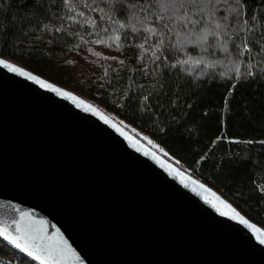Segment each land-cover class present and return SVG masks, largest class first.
<instances>
[{
  "label": "water",
  "instance_id": "water-1",
  "mask_svg": "<svg viewBox=\"0 0 264 264\" xmlns=\"http://www.w3.org/2000/svg\"><path fill=\"white\" fill-rule=\"evenodd\" d=\"M0 59L43 81L0 65V228L14 233L17 220L66 243L64 264H264V229L223 196L71 91Z\"/></svg>",
  "mask_w": 264,
  "mask_h": 264
},
{
  "label": "trees",
  "instance_id": "trees-1",
  "mask_svg": "<svg viewBox=\"0 0 264 264\" xmlns=\"http://www.w3.org/2000/svg\"><path fill=\"white\" fill-rule=\"evenodd\" d=\"M74 4L80 10V0ZM247 7L264 15V0H247ZM68 15L62 0H0V56L148 131L174 165L212 184L264 228V63L256 67L264 57L255 46L245 64L231 43L228 54L219 43L208 52L190 43L166 52L169 59L157 68L148 55L139 59L143 37L130 30H121L120 48L105 39L77 49V34L93 39L85 35L92 29L70 24ZM145 64L147 75L140 71ZM249 68L257 75H247ZM0 264L40 262L0 238Z\"/></svg>",
  "mask_w": 264,
  "mask_h": 264
},
{
  "label": "snow or ice",
  "instance_id": "snow-or-ice-1",
  "mask_svg": "<svg viewBox=\"0 0 264 264\" xmlns=\"http://www.w3.org/2000/svg\"><path fill=\"white\" fill-rule=\"evenodd\" d=\"M62 3L71 13L63 19L69 21L70 24L87 25L92 29V31H87L85 35L93 37V39L86 40L84 36L77 34L80 40L79 44L74 45L77 49H81L82 45H101L105 39L112 41L117 48H120L119 42L125 38L122 37L121 30H130L132 33L141 34L143 37L142 42L137 45L143 50L139 59L143 61L144 56L148 55L151 63L155 64L157 68L160 67L157 61L164 62L169 59L165 55L166 52L182 50L190 43L194 47L203 46L204 52L215 48V45L219 43V50L226 54L230 51L228 44L231 43L232 49L236 50L239 57L245 58V64L248 63V54L253 52V46L257 50V57H264V15L250 11L247 7V0H80V10H77L74 0H62ZM101 4L105 7H101ZM54 30L61 32L64 31V28L58 26ZM240 33L243 35L240 36ZM250 37H254V39H250ZM237 40L241 42L237 43ZM88 51L99 56V53H94L91 49ZM103 59L115 60L116 57L105 56ZM118 63L123 65L124 61L119 60ZM176 63L187 64L188 61L178 60ZM260 63H264V59L257 62V68L260 67ZM0 65L11 72L19 73L43 85V81L38 80L37 77L14 67L3 59H0ZM164 66L168 67L169 65L164 64ZM170 66L175 67L176 65ZM140 71L147 75V65L141 67ZM107 72L108 69L105 68V75ZM247 75L256 76L257 72L249 68ZM47 87L54 92H59V89L52 88L51 85ZM62 95L68 96L69 94L62 93ZM71 98L75 100V97ZM143 100L147 101L148 96H143ZM83 103V101H79V104ZM85 109L96 112V109L92 108L91 105H85ZM101 119L105 123L109 122L106 117L101 116ZM260 143L264 144V141H260ZM175 174L183 175L179 172ZM199 187L204 189L203 184H200ZM204 190L207 191V189ZM260 191L264 192V189H260ZM217 199L219 200V197ZM220 203L223 204L224 202L220 201ZM213 206L215 207V205ZM224 207L231 209L232 219L238 218L241 224L253 227L230 204H224ZM220 214L227 215L223 211ZM28 215V213L22 214L21 219ZM12 223L15 229L14 233L10 232L7 226L0 228V238L33 260L39 261L40 264H64L65 253L69 251L66 243L62 242V247L55 244H45L43 242L45 237L51 239L50 237L41 235L37 238L21 226V221L13 220ZM38 223L40 224L38 231L42 234L44 222L39 221ZM259 242L264 244V239H260Z\"/></svg>",
  "mask_w": 264,
  "mask_h": 264
},
{
  "label": "rangeland",
  "instance_id": "rangeland-1",
  "mask_svg": "<svg viewBox=\"0 0 264 264\" xmlns=\"http://www.w3.org/2000/svg\"><path fill=\"white\" fill-rule=\"evenodd\" d=\"M7 60H10L14 63L17 64H21L20 62L10 58V57H4ZM66 89V88H65ZM68 90V89H67ZM80 98V97H79ZM86 102H90V101H86ZM90 104L92 105L93 103L90 102ZM93 107L104 117H106L107 119H109L115 126H117L119 129L123 130L124 132L128 133L129 135H131L133 138H135V140H137L138 142H140L141 144L145 145L147 148H149L150 150H152L153 152H155L157 155L163 157L164 159H166L167 161L173 163L172 161H170L167 157H165L163 155L162 149L159 146V144L151 137L150 133L142 128H139L135 125H132L130 123H127L126 121H124L121 118L116 117V115L114 114V112H110L107 109H104L103 104L102 106L99 104H93ZM149 141H151V143H149ZM174 164V163H173ZM191 175V174H190ZM199 180V179H198ZM202 184H204L205 186H207L208 188H210L211 190H213L214 192H216L217 194L223 196L229 203L232 204V202L227 199L217 188H215L212 184H209L207 182L201 181L199 180ZM257 226L261 227L262 229H264L261 225L257 224Z\"/></svg>",
  "mask_w": 264,
  "mask_h": 264
}]
</instances>
